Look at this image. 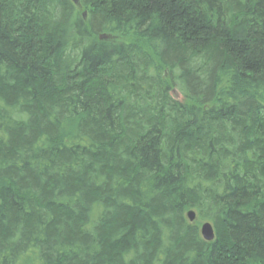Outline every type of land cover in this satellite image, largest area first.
Here are the masks:
<instances>
[{
  "label": "trees",
  "instance_id": "trees-1",
  "mask_svg": "<svg viewBox=\"0 0 264 264\" xmlns=\"http://www.w3.org/2000/svg\"><path fill=\"white\" fill-rule=\"evenodd\" d=\"M0 264H264V0H0Z\"/></svg>",
  "mask_w": 264,
  "mask_h": 264
},
{
  "label": "water",
  "instance_id": "water-1",
  "mask_svg": "<svg viewBox=\"0 0 264 264\" xmlns=\"http://www.w3.org/2000/svg\"><path fill=\"white\" fill-rule=\"evenodd\" d=\"M73 3L75 5H78V2L79 0H72ZM86 14H84V17H85ZM107 37L102 35L99 37L100 40H103V39H106ZM187 218L189 220L190 223H194L196 218H197V215L194 211H189L187 213ZM200 234H201V237L202 239L205 241V242H212L214 241L215 239V232H214V228L212 226L211 223L209 222H206V223H203L201 226H200Z\"/></svg>",
  "mask_w": 264,
  "mask_h": 264
},
{
  "label": "rangeland",
  "instance_id": "rangeland-1",
  "mask_svg": "<svg viewBox=\"0 0 264 264\" xmlns=\"http://www.w3.org/2000/svg\"><path fill=\"white\" fill-rule=\"evenodd\" d=\"M181 99V98H180Z\"/></svg>",
  "mask_w": 264,
  "mask_h": 264
}]
</instances>
